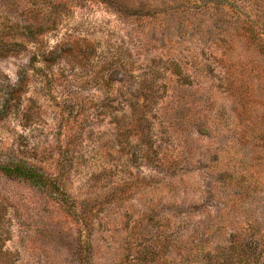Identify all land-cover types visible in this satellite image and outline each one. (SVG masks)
<instances>
[{"label": "rangeland", "instance_id": "1", "mask_svg": "<svg viewBox=\"0 0 264 264\" xmlns=\"http://www.w3.org/2000/svg\"><path fill=\"white\" fill-rule=\"evenodd\" d=\"M15 164V264H264V0H0Z\"/></svg>", "mask_w": 264, "mask_h": 264}, {"label": "trees", "instance_id": "2", "mask_svg": "<svg viewBox=\"0 0 264 264\" xmlns=\"http://www.w3.org/2000/svg\"><path fill=\"white\" fill-rule=\"evenodd\" d=\"M139 110H143L142 106L139 104L137 107ZM0 170L10 177H24L33 182H40L46 184L48 187L56 191H60L59 185L54 181V179L43 175L42 173L36 171V169L23 164L15 165H3L0 166ZM10 237L9 231L5 230L1 225L0 220V264H15L17 261V255L6 248V240Z\"/></svg>", "mask_w": 264, "mask_h": 264}]
</instances>
